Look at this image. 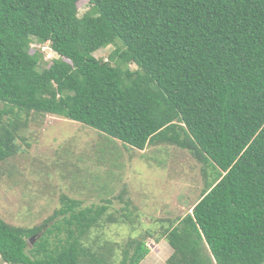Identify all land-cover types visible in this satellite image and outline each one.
<instances>
[{"label": "trees", "instance_id": "obj_1", "mask_svg": "<svg viewBox=\"0 0 264 264\" xmlns=\"http://www.w3.org/2000/svg\"><path fill=\"white\" fill-rule=\"evenodd\" d=\"M78 1L0 0V163L18 150L32 112L139 150L187 149L204 188L162 232L173 249L167 262L264 264V0H88L80 16ZM32 41L58 57L41 69ZM108 45L106 60L93 55ZM98 150L99 162L106 155L110 168L122 166L109 146ZM103 201L79 209L62 195L33 227L0 218V260L114 264L87 236L116 219ZM127 245L119 264H139L150 251L144 238Z\"/></svg>", "mask_w": 264, "mask_h": 264}, {"label": "rangeland", "instance_id": "obj_2", "mask_svg": "<svg viewBox=\"0 0 264 264\" xmlns=\"http://www.w3.org/2000/svg\"><path fill=\"white\" fill-rule=\"evenodd\" d=\"M87 8L88 0L78 1L79 16ZM29 46L31 53L39 50L43 55L41 69L58 57L48 43L32 41ZM114 48L108 45L93 55L106 60ZM16 144L15 154L0 163L1 219L33 227L62 206V195L81 201L79 209L101 205L108 198L107 213L115 221L105 220L87 235L97 240V249L101 247L106 258L112 252L114 264H119L128 242L144 238L150 251L139 264H169L173 249L162 232L191 211L204 188L201 164L187 149L157 144L139 150L108 141L79 122L33 112ZM107 146L119 156V169L109 167L110 156L97 159L98 148ZM111 170L116 177H110ZM101 185L112 190L98 189Z\"/></svg>", "mask_w": 264, "mask_h": 264}]
</instances>
